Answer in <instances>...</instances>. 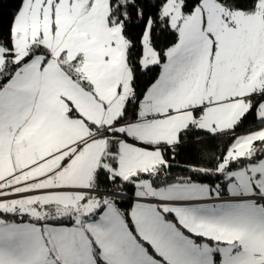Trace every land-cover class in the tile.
<instances>
[{"label":"snow or ice","instance_id":"1","mask_svg":"<svg viewBox=\"0 0 264 264\" xmlns=\"http://www.w3.org/2000/svg\"><path fill=\"white\" fill-rule=\"evenodd\" d=\"M14 3L0 264H264V0Z\"/></svg>","mask_w":264,"mask_h":264},{"label":"trees","instance_id":"2","mask_svg":"<svg viewBox=\"0 0 264 264\" xmlns=\"http://www.w3.org/2000/svg\"><path fill=\"white\" fill-rule=\"evenodd\" d=\"M14 8H15L14 0H4L3 4L0 5V12H2L3 14V20L5 24H7L8 20L10 19L9 14L14 10ZM157 72H158V69L154 68L153 71L149 73L148 77H141L142 86H143L144 81H147L149 77L155 75ZM216 143H217L216 141L209 142L208 150L215 151ZM197 156H198L197 148L196 146H192L189 149H186L182 153L179 159L181 160V162H184V161L195 162L197 160ZM173 171H177V169H173ZM124 207H127V205H124Z\"/></svg>","mask_w":264,"mask_h":264}]
</instances>
